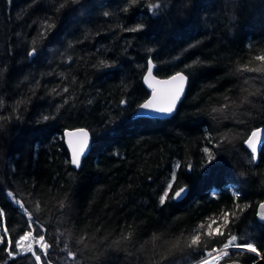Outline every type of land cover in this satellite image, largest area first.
I'll list each match as a JSON object with an SVG mask.
<instances>
[{
    "label": "trees",
    "instance_id": "1",
    "mask_svg": "<svg viewBox=\"0 0 264 264\" xmlns=\"http://www.w3.org/2000/svg\"><path fill=\"white\" fill-rule=\"evenodd\" d=\"M259 56L264 0H0V264H37L16 248L26 232L38 264H195L233 235L261 252L264 142L256 161L246 144L264 126ZM148 59L188 78L171 117H129ZM75 127L91 135L78 168ZM228 251L218 264L257 258Z\"/></svg>",
    "mask_w": 264,
    "mask_h": 264
},
{
    "label": "snow or ice",
    "instance_id": "2",
    "mask_svg": "<svg viewBox=\"0 0 264 264\" xmlns=\"http://www.w3.org/2000/svg\"><path fill=\"white\" fill-rule=\"evenodd\" d=\"M107 15V13H105ZM134 30V29H133ZM33 55V53H29V56ZM258 60H264V56L257 57ZM152 74V62L151 60L148 61V75L151 76ZM148 77H145V80L147 81ZM154 79V78H153ZM187 77L183 75L180 72H177L175 75L171 76L168 80L163 81H156L157 84L162 85H171V87L164 88V89H156L152 84H149V87L152 88V98L149 99L144 104L140 105L139 109L137 111L142 110H152L157 113H172L176 102L180 99L181 93L184 90V84L186 82ZM123 103V102H122ZM2 119V117H0ZM45 120L48 119V117H44ZM258 131V130H257ZM257 131H254L249 137V139L246 141L248 147L251 149L252 153H256L257 147H256V137H257ZM69 137V147L72 149V158H71V164L76 166L77 168L80 166V160L81 156L84 155L85 150L89 146V138L88 133L84 129H78L76 132H69L67 133ZM74 138V139H73ZM205 152H208L209 150L207 148L204 149ZM213 157L209 155L208 160L209 163H211ZM176 178L175 173L172 175V180L174 181ZM173 188V184L169 182L167 184V189L164 191L163 196L160 197V204L163 205L165 203V199L169 196V191ZM188 189L186 188H180L179 191H176L174 193V199L181 200L184 198V196L187 194ZM9 195H11L9 193ZM17 203H19L17 201ZM21 208H23V205H20ZM261 209H264V203L260 205ZM228 213L224 214V223L221 225V227H224L227 225L228 222ZM30 218V217H29ZM261 218L264 219V213H262ZM217 223L216 221H213L208 225V231L207 236L208 237H214V236H224L225 233L220 231V228L217 227L215 230L213 229V224ZM39 227V226H38ZM32 237L31 232H26L24 235L20 236L19 240L16 241V248L21 249L23 252L26 253H32V255L35 257V261L38 262L41 260L40 255H36V253L33 251V245L32 243L25 244V241H28L29 238ZM33 240H35L34 237H32ZM45 236L40 235L39 240L36 241V243L39 244L40 250L43 252L45 256H47V245L44 244ZM11 243V241H9ZM200 243V236L194 235L191 238V245L196 246ZM233 248H239L241 250H246L251 253H256L259 255L257 247L252 243H244V244H237V236L233 235L230 236L228 241L223 244L222 249L217 250L213 249V252H220V256L216 259H220L223 257H227L229 255V247ZM9 255H11V252H9ZM71 255V253H69ZM203 264H214L212 260H205L203 261Z\"/></svg>",
    "mask_w": 264,
    "mask_h": 264
},
{
    "label": "water",
    "instance_id": "3",
    "mask_svg": "<svg viewBox=\"0 0 264 264\" xmlns=\"http://www.w3.org/2000/svg\"><path fill=\"white\" fill-rule=\"evenodd\" d=\"M150 59H148L149 61ZM152 62V61H151ZM154 63L152 62V74L151 76L148 75V63H147V68L144 72V74L142 75V84L143 86L145 87V89L149 92L148 96L140 103L138 104L135 109L129 114V117L131 119H134V118H139V117H158V118H168V117H171L175 110H176V107L178 106V104L181 102V100L183 99L184 95H185V92H186V88H187V84H188V78L186 79V82L184 84V90L183 92L181 93V96H180V99L176 102V106L173 110L172 113H168V114H165V113H157L155 111H152V110H142V111H137V109H139L140 105L144 104L145 102H147L149 99L152 98V88L149 87V84H152L156 89H164V88H168V87H171V85H162V84H157L156 81H163V80H168L170 79L171 76L175 75L177 72L167 76V77H159L157 75H155L154 73ZM180 73H182L183 75H185V73H183L182 71H178ZM186 76V75H185ZM145 77H148L147 81L145 80ZM187 77V76H186ZM154 78V79H153ZM78 129H84L85 131H87L88 133V138H89V146L88 148L85 150V153L84 155L88 152L89 150V147H90V140H91V136H90V133L89 131L86 129V128H83V127H75V128H67V129H64L62 134H63V140H64V144L68 150V153H69V156H70V160L72 158V149L69 147V137L67 135V133L69 132H76V130ZM258 130V131H257ZM254 131H257V137H256V140H255V143H256V147H257V151L256 153H253V156L255 158V161L257 160V157H258V153H259V150L261 149V146L264 142V126L263 127H259V128H256L255 130H253L250 135L248 136L247 140L249 139V137H251L252 133ZM74 139V138H73ZM246 140V141H247ZM247 144V143H246ZM248 146V145H247ZM251 150V149H250ZM84 155L81 156V160L82 158L84 157ZM81 160H80V163H81ZM72 165V164H71ZM74 166V165H72ZM76 167V166H74ZM77 168V167H76ZM179 191V190H178ZM264 203V201H261L257 207H256V218L264 223V219L261 218V215L262 213H264V209H261L260 208V205ZM224 264H264V249L262 250L260 256L255 259L253 262L251 263H243V262H240L238 260H230Z\"/></svg>",
    "mask_w": 264,
    "mask_h": 264
},
{
    "label": "rangeland",
    "instance_id": "4",
    "mask_svg": "<svg viewBox=\"0 0 264 264\" xmlns=\"http://www.w3.org/2000/svg\"><path fill=\"white\" fill-rule=\"evenodd\" d=\"M263 201H264V200H263ZM2 230H4V225H3V223H2L1 220H0V241H1L2 238H3V235H2V232H1ZM24 243H25V244H28V243H29V240H28V241H25ZM230 248H233V247L230 246L229 249H230ZM220 249H222V247H221ZM220 249H218V250H220ZM236 249H239V248H236ZM258 252H259V251H258ZM261 252H262V251H261ZM261 252H259V255H257L256 253H254V254H256V255H257V258H258V257L260 256ZM213 253H217V254H215V255H213V256L210 257V255L213 254ZM208 255H209V256H208ZM208 255H207L208 257L206 256V258H205L204 260H202L201 262H199L198 264H203V261H205L206 259H207V260L214 259V261L216 260V261H215V264H218V262L221 260V258L218 259V260L216 259L217 257L220 256V252H219V251H217V252H211V253H209ZM209 257H210V258H209ZM257 258H256V259H257ZM214 261H213V262H214ZM39 263H40V261H39Z\"/></svg>",
    "mask_w": 264,
    "mask_h": 264
},
{
    "label": "bare ground",
    "instance_id": "5",
    "mask_svg": "<svg viewBox=\"0 0 264 264\" xmlns=\"http://www.w3.org/2000/svg\"><path fill=\"white\" fill-rule=\"evenodd\" d=\"M154 70H155V67H154ZM167 77V76H166ZM67 129V128H65ZM91 136V135H90ZM250 149V148H249ZM69 161H70V164H71V160H70V156H69ZM207 260V259H206ZM212 261H214V259H211Z\"/></svg>",
    "mask_w": 264,
    "mask_h": 264
}]
</instances>
